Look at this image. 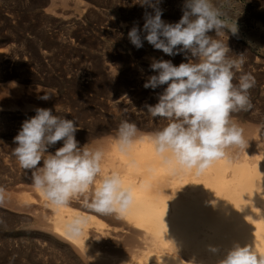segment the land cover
Returning a JSON list of instances; mask_svg holds the SVG:
<instances>
[{
    "label": "rangeland",
    "instance_id": "obj_1",
    "mask_svg": "<svg viewBox=\"0 0 264 264\" xmlns=\"http://www.w3.org/2000/svg\"><path fill=\"white\" fill-rule=\"evenodd\" d=\"M49 1L52 3V0H0V189L4 196L3 205L0 204V264H69L60 250L36 236L32 218L16 213L8 203L11 196L35 194L32 178H28L31 173L19 167L12 150L13 138L22 122L36 114V106L47 107L53 114L74 118L94 128L106 123L115 125L126 119L127 114L112 112L110 103H132V110H140L145 104L157 102V93L163 88L143 87L147 77L155 74L149 69L152 58L172 60L175 65L186 62L183 54L167 56L147 41L140 49L131 44L129 30L134 23L140 28L144 23L145 10L134 4L135 0L72 3L68 0L67 6L60 2L55 6ZM214 3L222 4L233 21L241 14L237 17L238 35L228 33V45L234 54L244 53L243 70L256 81L250 89L254 108L248 113L257 109L263 114L264 0H214ZM182 4L183 0H162V19L178 22ZM49 93L55 96L40 99Z\"/></svg>",
    "mask_w": 264,
    "mask_h": 264
},
{
    "label": "clouds",
    "instance_id": "obj_2",
    "mask_svg": "<svg viewBox=\"0 0 264 264\" xmlns=\"http://www.w3.org/2000/svg\"><path fill=\"white\" fill-rule=\"evenodd\" d=\"M161 3L135 0L145 10L144 23L142 28L134 23L128 39L136 49L147 41L167 56L183 54L186 62L175 65L172 60L151 59L149 69L155 74L147 77L143 87L163 90L155 104H145L138 111L167 121L148 137L165 164L173 171L202 174L214 161L224 159L228 148H246L243 129L233 114L252 108L250 89L256 81L243 70L244 53L234 54L228 45V33L238 35L241 14L233 21L214 0H183L181 18L170 23L162 19ZM53 96L44 94L40 99ZM35 113L22 122L12 150L19 167L31 173L32 187L56 207L84 198L85 205L98 214L124 216L133 204V191L119 172L102 170V151L80 145L78 122L49 108H36ZM138 132L135 122L121 120L117 146L121 150L132 146ZM74 223L78 231L82 221ZM217 264H264V249L235 242Z\"/></svg>",
    "mask_w": 264,
    "mask_h": 264
},
{
    "label": "bare ground",
    "instance_id": "obj_3",
    "mask_svg": "<svg viewBox=\"0 0 264 264\" xmlns=\"http://www.w3.org/2000/svg\"><path fill=\"white\" fill-rule=\"evenodd\" d=\"M57 2L68 4V0L50 4L56 6ZM110 107L116 114H127L126 119L137 125L139 132L132 146L124 150L117 146L120 122L94 128L75 119L80 126L76 139L81 146L102 151V170L121 174L133 191V204L118 217L96 213L85 205L84 198L56 207L36 190L34 195L11 196L10 208L32 218L36 236L60 250L69 264H217L235 242L264 249V113L257 109L248 113L254 107L234 113L233 119L243 129L245 150L228 148L224 159L196 174L173 171L154 151L148 137L166 120L132 110V103H110ZM77 220L82 221L78 231ZM213 247L219 251L214 253Z\"/></svg>",
    "mask_w": 264,
    "mask_h": 264
}]
</instances>
